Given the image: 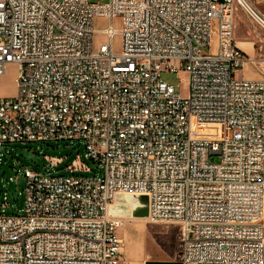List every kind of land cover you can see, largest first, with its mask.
Wrapping results in <instances>:
<instances>
[{"label":"built area","instance_id":"obj_1","mask_svg":"<svg viewBox=\"0 0 264 264\" xmlns=\"http://www.w3.org/2000/svg\"><path fill=\"white\" fill-rule=\"evenodd\" d=\"M92 1L0 0V80L18 69L17 95L0 98V156L80 142L100 168L78 155L73 175L50 171L66 158L24 169L23 214L0 215V264H123L119 195H146V220L180 225L181 264H264V78H238L247 64L264 74V12L254 0ZM238 11L254 57L237 46ZM163 73L185 77L187 96Z\"/></svg>","mask_w":264,"mask_h":264},{"label":"rangeland","instance_id":"obj_2","mask_svg":"<svg viewBox=\"0 0 264 264\" xmlns=\"http://www.w3.org/2000/svg\"><path fill=\"white\" fill-rule=\"evenodd\" d=\"M92 2H100L107 4L110 0H99ZM239 12V11H238ZM241 18L237 19L236 16V36L241 38V35L252 37L255 39V32L249 25L244 14L241 12L236 13ZM242 19V20H241ZM115 29L120 32L122 29V19L117 18L114 21ZM107 27V24L101 21L95 22V28L102 30ZM253 40V39H252ZM106 41V37L101 34L95 36L96 46ZM114 50L117 53L122 52L123 39L119 34L114 39ZM207 51V50H206ZM17 67L8 66L5 74L0 80V98H13L17 95V87L15 79L17 77ZM246 75L245 72L241 71L238 73V78L243 79ZM162 80L173 85L177 93L181 94L182 97H186L188 94V84L185 82L183 76L176 74L163 73L161 76ZM0 156V215L6 216H21L25 208L26 196L25 190V179L23 177L24 169H30L43 173L47 168H50V164L47 162L45 157L49 158H66L67 160L60 166L50 169L53 174L61 175H73L70 172H66L65 168L69 165L76 156H81L82 161L90 167L91 170L95 171L93 175L100 174V168L98 165L92 163V161L86 158V149L83 143L80 142H60V143H46V144H13L5 147ZM45 167V170L43 168ZM77 176H86L84 173H76ZM17 179V180H16ZM126 195H122L121 198L126 199ZM118 201V199H117ZM7 203V208L2 206ZM115 202L116 211L119 215L123 216L124 225L130 224L131 227L140 228L142 225L148 223V220H134L133 218H124V216L131 211L130 205L123 201L117 207ZM150 223V222H149ZM168 224V223H161ZM123 239V238H122ZM125 245V241L123 239Z\"/></svg>","mask_w":264,"mask_h":264},{"label":"crops","instance_id":"obj_3","mask_svg":"<svg viewBox=\"0 0 264 264\" xmlns=\"http://www.w3.org/2000/svg\"><path fill=\"white\" fill-rule=\"evenodd\" d=\"M254 2L257 8L264 12V0H254ZM241 14L243 13L241 12ZM236 16L238 15L236 14ZM238 18L240 19L241 16H238L237 19ZM238 36L239 35L236 36L235 29L237 46L248 56L254 57L255 39L253 36L249 38L245 35H241V38ZM243 72L246 73L243 79L258 80L264 78V74L260 73V71L251 64H247ZM114 205L115 203L112 207H115ZM124 218H132L131 211L127 213ZM134 220L142 221L145 219ZM147 222L148 223L142 225L140 228H134L133 226L131 227L130 224H125L119 229L118 235L125 241L123 248V264H181L178 261L181 237L180 225Z\"/></svg>","mask_w":264,"mask_h":264},{"label":"water","instance_id":"obj_4","mask_svg":"<svg viewBox=\"0 0 264 264\" xmlns=\"http://www.w3.org/2000/svg\"><path fill=\"white\" fill-rule=\"evenodd\" d=\"M122 195H119L116 199V202L120 205L123 204V201L126 200V203L131 207V216L134 219H148L149 218V197L146 195H126V199L121 198ZM118 205V207H119ZM111 216L120 217L116 211V207L111 208Z\"/></svg>","mask_w":264,"mask_h":264},{"label":"bare ground","instance_id":"obj_5","mask_svg":"<svg viewBox=\"0 0 264 264\" xmlns=\"http://www.w3.org/2000/svg\"><path fill=\"white\" fill-rule=\"evenodd\" d=\"M119 204H117V207H118Z\"/></svg>","mask_w":264,"mask_h":264}]
</instances>
